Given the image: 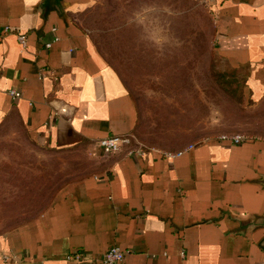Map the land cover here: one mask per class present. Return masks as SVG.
<instances>
[{
	"label": "crops",
	"instance_id": "0c3cea01",
	"mask_svg": "<svg viewBox=\"0 0 264 264\" xmlns=\"http://www.w3.org/2000/svg\"><path fill=\"white\" fill-rule=\"evenodd\" d=\"M93 3L0 0V127L20 124L41 147L100 162L0 242V264H96L113 247L127 252L120 264H264V138L117 154L97 145L134 137L139 111L83 25ZM206 3L215 51L264 97V0ZM74 253L84 260L67 263Z\"/></svg>",
	"mask_w": 264,
	"mask_h": 264
},
{
	"label": "rangeland",
	"instance_id": "374dc122",
	"mask_svg": "<svg viewBox=\"0 0 264 264\" xmlns=\"http://www.w3.org/2000/svg\"><path fill=\"white\" fill-rule=\"evenodd\" d=\"M83 25L139 111L129 148L178 151L243 134L264 138V97L215 51L206 0H94ZM264 95V93H263ZM100 162L39 146L17 123L0 127V242L47 210Z\"/></svg>",
	"mask_w": 264,
	"mask_h": 264
},
{
	"label": "built area",
	"instance_id": "2783aa9c",
	"mask_svg": "<svg viewBox=\"0 0 264 264\" xmlns=\"http://www.w3.org/2000/svg\"><path fill=\"white\" fill-rule=\"evenodd\" d=\"M11 31L10 27L4 29V33H9ZM18 41L22 49L25 50L28 47V36L26 34H19ZM46 47L49 49L52 47V44H47ZM9 95L13 99L21 98V93L16 90H10ZM132 136L127 135H113L104 139H101L97 142V145L103 149L106 154H117L122 152L125 148L129 147L132 142ZM220 142L231 143L233 145H240L247 140L249 137L243 134H234V135H222L217 139ZM195 145H190L189 150H192ZM130 154H135V151H131ZM127 252L123 251L119 247H113L109 249L100 259L95 261L96 264H120L123 263L126 258ZM84 260L82 253H74L68 255L65 259L67 263H79Z\"/></svg>",
	"mask_w": 264,
	"mask_h": 264
},
{
	"label": "trees",
	"instance_id": "16d2710c",
	"mask_svg": "<svg viewBox=\"0 0 264 264\" xmlns=\"http://www.w3.org/2000/svg\"><path fill=\"white\" fill-rule=\"evenodd\" d=\"M237 71V70H236Z\"/></svg>",
	"mask_w": 264,
	"mask_h": 264
}]
</instances>
